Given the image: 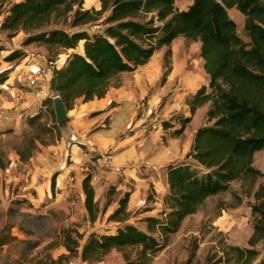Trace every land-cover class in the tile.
<instances>
[{"label":"trees","instance_id":"trees-1","mask_svg":"<svg viewBox=\"0 0 264 264\" xmlns=\"http://www.w3.org/2000/svg\"><path fill=\"white\" fill-rule=\"evenodd\" d=\"M98 2V10H84V0H0V30L23 32L26 44H37L56 55L82 44L79 53H72L52 72V92L60 97L67 112L79 100L103 99L116 78L145 66L160 49L166 48L168 60L170 45L177 38L199 43L198 57L203 60L208 83L188 95L184 104L190 117L208 106L204 123L194 133L184 162L164 167L168 192L157 217L141 220L144 230L129 224L131 191H127L108 217L109 222L119 225L114 233L91 235L80 246L78 235L73 237L71 231L63 230L61 245L67 255L55 259L46 255L14 264H67L71 257H79L85 264H103L112 251L123 255L120 264H149L185 219L195 215L209 198L227 192L234 181L247 183L245 192L254 200L248 247L222 245L206 257L205 264H255L259 256L256 246L264 241V183L252 190L257 180L264 178L253 167L254 154L264 148V0H192L183 11L175 7L174 0ZM231 10L243 17L247 41L239 37L229 16ZM59 21L72 31L51 28ZM89 26H99L101 31L90 35L84 29ZM11 58L14 55L7 60ZM43 106L53 125L44 123L40 113L27 118L31 137L25 149L16 151L20 162L31 159L37 143L50 146L60 138L52 98ZM189 122L181 119V127L172 136L182 135ZM8 164L0 149V170ZM91 180L90 174L84 175L81 189L88 219L94 223L100 211ZM111 193L109 190L107 196ZM233 198L239 195L234 193ZM13 240L4 229L0 248ZM194 256L192 251L186 264H192Z\"/></svg>","mask_w":264,"mask_h":264},{"label":"rangeland","instance_id":"rangeland-1","mask_svg":"<svg viewBox=\"0 0 264 264\" xmlns=\"http://www.w3.org/2000/svg\"><path fill=\"white\" fill-rule=\"evenodd\" d=\"M174 2L175 7L183 11L188 7L187 2L192 3V0ZM82 8L98 10L99 2L84 0ZM229 16L236 23L239 37L247 41L242 29L243 17L235 10L229 11ZM51 28L68 33L72 31L62 21ZM84 29L90 35L101 31L99 26ZM26 39L27 35L23 32L8 33L0 30V82L7 80V75L14 72L16 76L9 84L17 86L15 92L19 93H11L7 90L8 86L0 89V149L9 161L7 168L0 170V234L6 229L14 238L0 248V264L31 262L46 255L54 259L67 255L61 245L63 230L71 231L73 237L78 235L80 246L91 235L114 233L119 225L109 222L108 217L116 208L118 199L127 191H131L128 203L131 215L129 224L144 230L145 225L141 220L146 216L157 217L167 194L162 174L165 166L148 163L149 159H164V153L156 149V144L165 143V139L181 127V119H189L183 106L185 98L190 95L188 93L197 87L193 82L199 81L198 85H203L202 78H205V83H208V77L203 71V60L198 57L199 43L179 37L170 45L171 57L168 60L165 59L166 48H162L153 55L149 65L121 74L110 87L124 88V94L133 97L131 105L138 107L131 119L142 130L145 140L135 153L138 156L152 151L155 153H148L146 159L119 172L113 166L111 149L105 153L92 152L89 153L91 162L88 170H85V164L83 167L72 159L70 155L73 153H68L66 149L70 140L74 144L76 141L81 142V139H73L68 129L61 132L57 127L60 138H55L50 146L37 143V148L32 152V160L23 163L15 155L17 150L27 147V139L31 137L27 118L40 113L44 123L53 125L48 109L43 106L46 99L54 98L51 88L52 72L61 67L68 56L79 53L82 48V44H79L75 50L61 51L56 55L37 44H26ZM11 55L14 58L7 60ZM31 65L34 66L32 69L25 70L24 66ZM167 70L170 72L165 77ZM24 72L27 74L23 75ZM207 107H204L202 114L196 115V122L201 125L204 123ZM102 113L90 112L81 116L74 107L68 117L70 124L74 123L81 128L91 124L87 132L91 136L109 126V118L99 116ZM19 114H22V119H19ZM191 127L193 126H187L188 131L193 129ZM159 130L166 133L157 136ZM126 134L131 132L127 130ZM182 135L184 143L187 134ZM101 137L103 135L93 137L92 141H100ZM80 147L83 150L86 148L82 144ZM177 155L178 160L172 163L184 162L186 154L182 157H179V153ZM73 163H77L78 167H72L68 184L62 188L57 179L63 182L65 178L62 170L71 167ZM253 167L264 175V148L254 154ZM30 169L36 172L34 182L31 180ZM112 172L119 174L113 175ZM86 174L92 177L95 201L100 211L94 223L89 221L84 208L81 181ZM146 178H151L154 182L143 184L142 181ZM262 183L264 178L258 179L252 190H256ZM248 189L247 183L234 181L227 192L206 200L195 215L185 219L180 230L169 237L166 246L149 264H186L192 251H195L192 264H205L206 257L217 252L222 245L247 248V241L252 234L251 207L254 204L253 198L245 192ZM109 190L112 193L108 197ZM234 193L239 198H233ZM256 250L259 254L256 263L264 261V241L256 246ZM122 262L123 255L116 251H112L103 260V264ZM67 264L85 263L79 257H71Z\"/></svg>","mask_w":264,"mask_h":264},{"label":"crops","instance_id":"crops-1","mask_svg":"<svg viewBox=\"0 0 264 264\" xmlns=\"http://www.w3.org/2000/svg\"><path fill=\"white\" fill-rule=\"evenodd\" d=\"M187 3H188V6L191 5L190 2H187ZM147 65H145V67ZM24 67L26 70L28 68L32 69L34 66L31 65V66H24ZM26 72H24L23 75L27 74ZM15 76L16 75L14 72L9 73V75H7L6 77L7 80L0 83V89L6 88L8 86V89H7L8 91H10L13 94L18 95L19 93L15 92L17 90V86L13 87L12 84H9L10 80ZM202 81L204 82L203 85H198L199 81L193 82V85H196L197 87L196 89L190 91L188 94H193L201 86L207 85L205 83V78H202ZM124 93H125L124 88L116 87V88H111L103 99L93 100L87 103H83L80 100L77 101L75 105V109H77L78 113L81 114V116L87 115L90 112H103L102 115H99V116H107L109 118L108 128L99 130L91 136L87 135V132L91 124L88 125V127H84L83 125V127L81 128L78 125H74V123L72 124H70V122L68 123V131L71 133L72 135L71 137H73V139H76V140L81 139V142L75 140L77 144L76 143L71 144L73 140H70L66 147L67 152L73 153L70 155V157H72V159H75L81 166L84 167V164H85V170H88V167H89L88 164L91 162V154L89 153H92V152L105 153V151L111 149L113 166L116 170H119V172L124 171L127 166H133L132 164H136L142 159L143 160L146 159V157H148L147 156L148 153H155L154 151H152V152H147L146 154H141L140 156H138L137 153H135V151L139 150V147L142 144H144L143 142L145 139H143L144 137L142 136L143 134L142 130L137 126V124H133L132 119H131V117L134 116V113L138 107L131 105L132 104L131 101L133 98L132 95L127 94V93L124 94ZM184 98L185 97H183V99ZM203 109L204 108L199 109L193 117H189L190 122L186 125L185 130H184V134L185 135L187 134L186 142L184 143L182 142L184 140L183 135H180L179 137L178 136L172 137L170 135L169 137L165 139V143L160 142L156 144V147H157L156 149H159L161 153H164V159L156 161L155 159L150 158L148 163L160 164V166L164 167L178 160L177 153H179V157H182V155H185L191 146L194 133L201 126V124L198 123V121L196 122V115L198 116V114H202ZM186 110L187 112L185 114L186 115L188 114L190 116L188 112V108L184 104L183 111H186ZM18 117L19 119H22V114H19ZM95 120H93L92 122L95 123L94 122ZM85 121H88V120L85 119ZM188 125L193 126L191 127L193 129H189L188 131V128H187ZM102 127H104V125ZM127 130L131 132V134H126ZM165 133L166 132L164 130H159L157 136L164 135ZM99 135H103V137H101V140L97 142L95 141L93 142L92 138L97 137ZM81 144L82 146L86 147L84 150L81 149L80 147ZM15 158L18 159V156L15 155ZM72 167L76 168L78 167V164L73 163L71 167H66L63 170L61 169L62 171H64L62 176H64L65 179L63 180V182L57 179V182L58 184H61L62 188H64L63 185L68 184L67 180L70 179L69 174L71 173ZM30 173L32 174L31 180H33L34 182V177L36 175V172L34 171V169H30ZM111 174L117 175L119 173L112 172ZM162 174H163V182H164V191L167 193L168 188L166 184V174L164 171L162 172ZM142 182L143 184H147L149 182L153 183L154 180L151 178L149 179L146 178ZM79 187H80V182H79Z\"/></svg>","mask_w":264,"mask_h":264},{"label":"water","instance_id":"water-1","mask_svg":"<svg viewBox=\"0 0 264 264\" xmlns=\"http://www.w3.org/2000/svg\"><path fill=\"white\" fill-rule=\"evenodd\" d=\"M52 102L57 127L61 132L66 131L68 129V123L70 122L68 112L59 96H55Z\"/></svg>","mask_w":264,"mask_h":264},{"label":"built area","instance_id":"built-area-1","mask_svg":"<svg viewBox=\"0 0 264 264\" xmlns=\"http://www.w3.org/2000/svg\"><path fill=\"white\" fill-rule=\"evenodd\" d=\"M40 73H43V71H41Z\"/></svg>","mask_w":264,"mask_h":264}]
</instances>
